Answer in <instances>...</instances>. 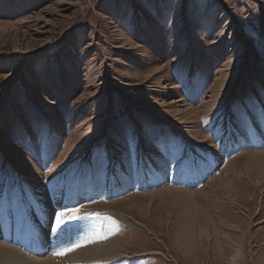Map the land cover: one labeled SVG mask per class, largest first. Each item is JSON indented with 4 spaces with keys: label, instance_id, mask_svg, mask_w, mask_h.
Here are the masks:
<instances>
[{
    "label": "rangeland",
    "instance_id": "rangeland-1",
    "mask_svg": "<svg viewBox=\"0 0 264 264\" xmlns=\"http://www.w3.org/2000/svg\"><path fill=\"white\" fill-rule=\"evenodd\" d=\"M260 137L264 0H0V205L39 165L131 253L88 263L264 264Z\"/></svg>",
    "mask_w": 264,
    "mask_h": 264
},
{
    "label": "bare ground",
    "instance_id": "bare-ground-1",
    "mask_svg": "<svg viewBox=\"0 0 264 264\" xmlns=\"http://www.w3.org/2000/svg\"><path fill=\"white\" fill-rule=\"evenodd\" d=\"M181 122L187 123L186 121ZM232 134L230 135L231 137L229 136L223 141L220 147L210 152V159L214 162H220L222 161L223 156L227 155L228 152L231 154L233 150H235L237 145ZM259 140L264 143V137H260ZM252 150L249 151L251 154L264 156V151ZM39 167V165L34 163L31 165L33 171V177H31L38 182L35 183V180H33L35 188L28 190L30 194L28 204H21L18 201L13 207L10 206L9 199L4 197L3 202L0 205V264H60L59 258L56 259L54 253H52L53 251L58 252L56 249L58 239H61L62 241H72V243H69V245L72 244L71 247L76 244L80 245V247H75L66 257V260L73 264H90L88 262L93 260L108 261L109 259L118 256H131V253L127 255L128 252L126 255H124L125 253L122 255V252L119 249L120 245L116 246L118 243L113 242L112 239L100 242V235L102 234L101 227L98 223H94V221L86 224L87 217L85 215L77 219L76 223L65 222L59 229H57L55 227V213L59 210L62 211L63 203L74 204L76 199L78 197L80 198V196H74L73 194L66 192L63 187H61L60 190H51L44 186L45 184L37 185L39 181H44ZM261 170L264 177V168H261ZM27 175L28 174H26V176ZM143 176L145 177V175L142 174V177ZM195 177H198L197 174ZM216 179L217 178H214L213 180ZM112 180L115 182V179ZM161 190H166L168 192L173 191L174 193L178 191L183 192L179 188L175 189L170 187H164V189L161 188ZM17 204H21V206L18 205L20 212L16 209ZM255 214L260 213L256 212ZM16 224L17 226H15ZM15 227H18L16 232ZM77 231H82V234H79ZM14 234H17V236ZM20 242H23L22 246L24 245L25 248L32 249L43 250L48 246L50 252L49 256H39L36 254L34 256L27 255L21 248ZM85 245L93 246L82 249L81 247Z\"/></svg>",
    "mask_w": 264,
    "mask_h": 264
},
{
    "label": "snow or ice",
    "instance_id": "snow-or-ice-1",
    "mask_svg": "<svg viewBox=\"0 0 264 264\" xmlns=\"http://www.w3.org/2000/svg\"><path fill=\"white\" fill-rule=\"evenodd\" d=\"M78 211H79L78 209L73 208V209H67L66 211H59V212L55 213V227L57 229H59L61 227V225L65 223L66 217L69 220L77 219L78 218V216H77ZM75 247H80V245L79 244L73 245L71 248L64 249L60 252H55L54 255H64L68 251H72Z\"/></svg>",
    "mask_w": 264,
    "mask_h": 264
}]
</instances>
